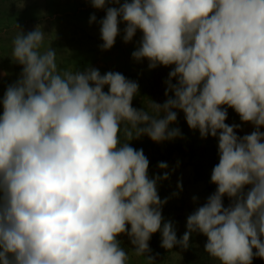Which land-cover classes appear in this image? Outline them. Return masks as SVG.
I'll return each instance as SVG.
<instances>
[{
    "label": "clouds",
    "instance_id": "9594fccd",
    "mask_svg": "<svg viewBox=\"0 0 264 264\" xmlns=\"http://www.w3.org/2000/svg\"><path fill=\"white\" fill-rule=\"evenodd\" d=\"M91 4L106 9L102 50L113 47L124 22L126 43L143 33L136 61L146 58L150 69L174 65L167 99L137 109V81L93 67L62 70L40 27L19 29L11 57L23 71L0 101V264H129L121 234L137 257L156 264L148 242L158 231L168 250L187 249L193 233L206 235L205 251L219 264L264 258V0ZM228 108L256 130L240 137V125L225 122ZM175 110L202 138L218 137L219 154L211 174L217 189L187 217L180 239L158 194L169 172L150 176L143 149L129 143L142 135L157 143L182 137L172 127ZM225 195L234 198L229 207Z\"/></svg>",
    "mask_w": 264,
    "mask_h": 264
},
{
    "label": "rangeland",
    "instance_id": "374dc122",
    "mask_svg": "<svg viewBox=\"0 0 264 264\" xmlns=\"http://www.w3.org/2000/svg\"><path fill=\"white\" fill-rule=\"evenodd\" d=\"M123 2L120 0V3ZM22 3L23 6H20V0H0V101L7 87L15 83L23 71V66L11 57L12 40L19 29L27 34L37 27L46 34L44 46L50 44L57 50V62L62 70L84 71L93 67L99 69L101 74L108 71L122 73L139 84L138 94L132 100V106L137 109H147L151 101L160 104L166 101L165 81L174 65H158L150 69L146 58L136 61L132 57L143 35L140 30L126 43L123 40L126 25L121 22L120 34L113 47L102 50L99 21L105 17L106 9L93 7L91 0H22ZM108 6L119 7L111 2ZM92 14L97 19L90 23ZM104 91H108V86H105ZM168 95L173 93L169 92ZM175 111L178 117L172 127H179L182 137L157 143L147 135H142L129 143L136 149H143L150 162V176H162L164 171L169 172V178L159 182L158 194L162 200L167 198V203L162 207V215L165 221L173 222L177 238L180 239L187 230V217L205 204L217 189V185L211 182V174L214 166L219 163V154L218 137L209 135L202 138L199 130L189 128L183 111ZM2 114L3 105L0 103ZM225 122L240 125L234 129L240 137L256 130L251 122L242 121L233 108H228ZM259 130L264 132V126ZM161 161L167 162V169L158 168ZM250 187L246 185L245 192ZM222 199L225 207H229L234 200L227 195ZM118 238L129 253V264H149L143 256L137 257L132 252L134 246L127 235L121 234ZM161 242L159 231L152 234L148 242V255L155 258L156 264H219L205 251L207 236L202 233L191 235L187 249L176 245L168 250L161 246ZM252 264H264V258L254 256Z\"/></svg>",
    "mask_w": 264,
    "mask_h": 264
},
{
    "label": "trees",
    "instance_id": "16d2710c",
    "mask_svg": "<svg viewBox=\"0 0 264 264\" xmlns=\"http://www.w3.org/2000/svg\"><path fill=\"white\" fill-rule=\"evenodd\" d=\"M232 119V117H230Z\"/></svg>",
    "mask_w": 264,
    "mask_h": 264
}]
</instances>
